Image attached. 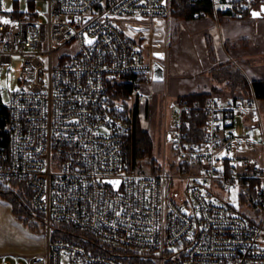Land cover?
Returning <instances> with one entry per match:
<instances>
[{
  "label": "built area",
  "instance_id": "built-area-1",
  "mask_svg": "<svg viewBox=\"0 0 264 264\" xmlns=\"http://www.w3.org/2000/svg\"><path fill=\"white\" fill-rule=\"evenodd\" d=\"M18 1L0 0V71L13 70L19 81L8 101L0 88L9 111L0 179L32 189L48 244L43 254L0 264H264V142L256 149L254 128L237 129L239 116L263 125L258 97L214 95L203 106L179 99L163 163L143 169L128 155L136 106L148 99L142 88L157 62L165 68L174 0H29V11ZM189 1L197 9L188 20L212 15L217 24L264 5ZM15 56L20 67L11 65ZM117 80L134 84L129 97L111 95ZM202 107L205 140L188 141L183 114ZM169 138L172 168L186 182L176 198ZM252 149L258 153H245ZM60 222L116 250L52 238Z\"/></svg>",
  "mask_w": 264,
  "mask_h": 264
},
{
  "label": "trees",
  "instance_id": "trees-1",
  "mask_svg": "<svg viewBox=\"0 0 264 264\" xmlns=\"http://www.w3.org/2000/svg\"><path fill=\"white\" fill-rule=\"evenodd\" d=\"M209 4V0H203ZM197 8L194 7L189 0H174L173 3V17L184 22L191 18L193 12ZM253 11V10H252ZM252 11H247L243 19L252 16ZM211 13V11L209 12ZM242 41H248L242 40ZM227 49H231L234 46L231 42H226ZM209 48L211 59H215L214 63L210 66V76L216 81L213 85L211 92L192 93L185 96H181L180 99L187 100V102L194 106L196 103L205 105L209 98L214 95L223 96H235L241 97L243 95L255 94L258 98L264 99V77L259 79H253L249 82L246 74L235 63L228 61H216L215 51L211 39H209ZM134 90V84L128 80H117L111 84V95L117 99L127 98ZM135 128L132 134V139L128 144V155L133 156L134 159L144 157L152 154L154 150V142L151 134L148 130L144 129L141 119L139 105L135 109ZM9 111L2 106L0 100V142L2 132V126L5 120L8 118ZM183 117L187 119L190 126H185L187 132L188 141H203L205 140L204 125L208 119L206 110L202 107L198 110H192L190 114L185 112ZM6 141V140H5ZM5 141H2L5 143ZM156 160H153V169H157L158 165L155 164ZM32 189L27 185L25 181L21 180H7L0 179V196L7 198L13 207V212L23 221L29 223L31 227L40 229L44 227V217L38 213L36 208L31 202ZM67 238L70 240L79 241L85 244L89 249L93 251H104L113 253L114 248H109V245L102 242L93 232L85 229L75 227L69 223L60 222L56 223L52 238ZM122 260L124 258L120 257ZM134 262L141 263L138 259Z\"/></svg>",
  "mask_w": 264,
  "mask_h": 264
},
{
  "label": "rangeland",
  "instance_id": "rangeland-1",
  "mask_svg": "<svg viewBox=\"0 0 264 264\" xmlns=\"http://www.w3.org/2000/svg\"><path fill=\"white\" fill-rule=\"evenodd\" d=\"M12 4L13 0H6L7 6H11ZM43 5L46 6L45 3ZM17 6L23 11H29L32 9L29 0H19ZM251 14L252 16L247 17L246 19L250 20L251 23L256 26L257 33L260 32L261 34H264V16H254L253 11ZM180 29V20L173 17L171 22L170 40L164 44V46L168 47L169 50L171 46L173 48L177 47L181 35ZM145 54H148V48H145ZM238 59L240 61H236L235 65L240 68L239 65L242 63L241 60L244 62V59ZM196 61H198V58ZM251 61L255 63L257 60L254 58L251 59ZM11 65L20 67L22 65V58L15 56L14 59H12ZM18 82V78L14 74L13 70L6 69L3 72L0 71V88L5 100L8 101L10 99V91L18 84ZM249 82L251 81L249 80ZM157 88V86H151V88H149V83L142 88V91H144L149 98V106H143V115L141 119L144 129L150 132L154 142V150L152 154L135 159L137 165L143 169H149L150 166L153 165V160H156V165L163 163L165 130L166 127L168 128V132L174 129L175 120L177 118L176 110L179 108L178 96L167 91L166 85L160 92L159 90H156ZM253 95L250 93V95H243L241 97L251 98ZM231 97L235 98V96ZM253 97L257 96L255 95ZM259 105L261 108L263 125L261 123H256L252 118L244 119L240 116L237 117L238 132L243 131V128L245 127L244 124L251 125V127L254 128L256 149H262L261 143L264 142V99L259 98ZM253 124L255 125L253 126ZM166 145L168 170L174 175L172 195L176 198L178 195L184 194L186 182L183 180V177H181L179 173L172 168L171 164L176 156L174 143L170 138L168 139ZM256 149L247 150L245 153L256 155L258 153ZM47 244L48 234L44 231V227H41L40 229L31 227L29 223L20 219L13 212L12 203L7 198L0 196V261L6 257L17 261L22 258L26 259L33 255L43 254L47 250Z\"/></svg>",
  "mask_w": 264,
  "mask_h": 264
},
{
  "label": "crops",
  "instance_id": "crops-1",
  "mask_svg": "<svg viewBox=\"0 0 264 264\" xmlns=\"http://www.w3.org/2000/svg\"><path fill=\"white\" fill-rule=\"evenodd\" d=\"M180 31L177 47L171 46L163 61L164 78L154 79L155 67L148 81L149 88L157 86L156 90L160 92L166 85L167 91L178 96V102L181 96L211 92L216 81L209 73L215 61L211 59L209 39L216 61L230 60L235 63L240 61L238 58H243L244 62L241 60L242 66H239L250 81L264 77V34L257 33L256 26L250 20L223 15L221 24H217L212 15H207L182 22ZM246 39L248 41H242ZM226 42L234 46L229 50ZM254 58L257 60L255 63L251 61ZM144 105L149 106V98L139 105L141 117Z\"/></svg>",
  "mask_w": 264,
  "mask_h": 264
},
{
  "label": "water",
  "instance_id": "water-1",
  "mask_svg": "<svg viewBox=\"0 0 264 264\" xmlns=\"http://www.w3.org/2000/svg\"><path fill=\"white\" fill-rule=\"evenodd\" d=\"M253 13H259V15H254V16H264V5H262L261 9L258 10H254ZM158 55L161 56V53L158 52ZM155 77H157L158 79H163L164 78V67L157 62L156 63V74ZM114 182L116 185H118V181L116 180H109Z\"/></svg>",
  "mask_w": 264,
  "mask_h": 264
},
{
  "label": "snow or ice",
  "instance_id": "snow-or-ice-1",
  "mask_svg": "<svg viewBox=\"0 0 264 264\" xmlns=\"http://www.w3.org/2000/svg\"><path fill=\"white\" fill-rule=\"evenodd\" d=\"M141 2H143V0H141ZM8 11L10 12V11H12V9L11 8H9L8 9ZM253 15H259V13H253ZM4 23H9V21L8 20H4ZM89 44H91L92 43V41L91 40H88L87 41ZM154 79H158L157 77H154ZM118 183V182H117ZM189 238H191V237H189Z\"/></svg>",
  "mask_w": 264,
  "mask_h": 264
}]
</instances>
